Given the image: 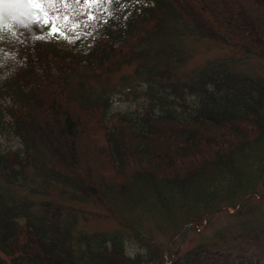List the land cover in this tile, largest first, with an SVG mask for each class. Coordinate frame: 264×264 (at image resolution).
Listing matches in <instances>:
<instances>
[{"label": "trees", "instance_id": "obj_1", "mask_svg": "<svg viewBox=\"0 0 264 264\" xmlns=\"http://www.w3.org/2000/svg\"><path fill=\"white\" fill-rule=\"evenodd\" d=\"M190 41L232 54L185 70ZM257 195L264 0H0V264H264Z\"/></svg>", "mask_w": 264, "mask_h": 264}, {"label": "rangeland", "instance_id": "obj_2", "mask_svg": "<svg viewBox=\"0 0 264 264\" xmlns=\"http://www.w3.org/2000/svg\"><path fill=\"white\" fill-rule=\"evenodd\" d=\"M27 5H29L28 2ZM28 13H29L28 15L32 17L34 20H37L38 16L41 17V13L36 12L35 9H28ZM58 40L60 39L58 38ZM187 50H188V60L184 65L185 70H190L194 67L202 66L205 64L207 60H211L214 58H218V57L228 58L232 54L230 48L225 46L222 47L219 45H214L212 43H209L208 41H199V42L190 41L187 46ZM235 57L237 58V55H235ZM239 67L241 68L240 63H239ZM117 107L121 110L132 108V106H128L127 104H123V105L120 104ZM9 145L16 146L17 144L15 143V141L11 140ZM65 203L68 204L67 202ZM70 204L73 207H77L83 211V214L80 212H78V214L76 213V215L78 216L77 222L80 227L88 231L97 230V229L102 230V229H108L114 227L111 221H108L103 217L102 211L96 209L94 206L81 202L77 204L74 203H70ZM246 205L255 208L256 211H259V213L257 214L258 219H263L264 215L261 216L260 212L264 213V198H261L260 195L253 196L246 203ZM238 206L240 205H237L236 208H238ZM224 210L227 211L218 212L208 218L209 224L211 221L212 227H208L207 225L208 223L204 224L205 223L204 221L202 227H200L198 231H194L192 229H186L183 235L180 234L181 236L179 235L180 237L174 240L175 242L174 247L179 248V250L181 251L187 250L191 246L199 242L204 235L212 234L216 230L220 229V226L232 224L235 218L229 217L227 216V214L230 215V213L233 212V210L229 207ZM251 214H252V210L250 209L242 210L241 218H244L245 215L250 216ZM155 235L159 236L157 239L163 244L164 247H167L170 244V240L168 239L167 236L168 234L156 233Z\"/></svg>", "mask_w": 264, "mask_h": 264}]
</instances>
